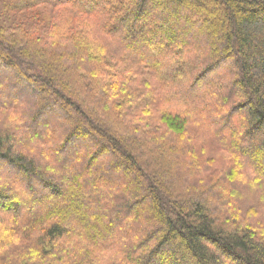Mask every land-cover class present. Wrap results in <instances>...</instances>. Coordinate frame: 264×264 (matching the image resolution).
<instances>
[{"label":"trees","instance_id":"obj_1","mask_svg":"<svg viewBox=\"0 0 264 264\" xmlns=\"http://www.w3.org/2000/svg\"><path fill=\"white\" fill-rule=\"evenodd\" d=\"M0 165V264H264V0H0Z\"/></svg>","mask_w":264,"mask_h":264},{"label":"rangeland","instance_id":"obj_2","mask_svg":"<svg viewBox=\"0 0 264 264\" xmlns=\"http://www.w3.org/2000/svg\"><path fill=\"white\" fill-rule=\"evenodd\" d=\"M189 23H191V20L189 19V21H188ZM3 77V76H2ZM19 88V87H18ZM17 88V90H21V88H19L18 89ZM22 91H24V90H22ZM6 94H8V93H6ZM25 100L26 99H28L30 102H32L33 100H31L30 98H33L32 96H33V93H29V91L28 92H26L25 91ZM35 96V95H34ZM36 101V100H35ZM63 113H65L64 111H63ZM63 113H61V110H58V109H54V111H46L45 112V115H47L49 118L48 119H46V120H44V124H46L45 126H44V128L45 127H48L49 126V129L48 130H46V135L47 136H52V135H54L55 134V131L57 130V128H56V126L58 125V124H60V122L62 121V120H64L63 118L64 117H66L65 115H66V113L63 115ZM43 122V120H40L39 121V123L41 124ZM62 123V122H61ZM25 124H26V122L24 123H21V127L22 126H25ZM27 126H29L28 124H27ZM41 126H43V125H41ZM32 130H34V128H32ZM56 135V134H55ZM208 142H212V140L211 139H208ZM0 168H2V165H0ZM2 171V169L0 170V172ZM56 173V172H55ZM38 194H40V192H37ZM238 202L240 203V204H243V207H242V211H243V213L244 214H247V215H250L252 218H255L260 212H262V210H261V208H262V206L261 207H257V204L254 206V205H248L247 203H244V202H242V201H239L238 200ZM249 203V202H248ZM261 205V204H260ZM264 206V205H263ZM263 214V213H262ZM261 214V215H262Z\"/></svg>","mask_w":264,"mask_h":264}]
</instances>
